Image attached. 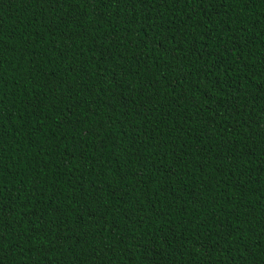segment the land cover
<instances>
[{"label": "trees", "instance_id": "obj_1", "mask_svg": "<svg viewBox=\"0 0 264 264\" xmlns=\"http://www.w3.org/2000/svg\"><path fill=\"white\" fill-rule=\"evenodd\" d=\"M0 264H264V0H0Z\"/></svg>", "mask_w": 264, "mask_h": 264}]
</instances>
